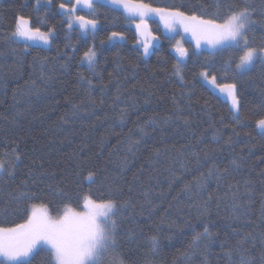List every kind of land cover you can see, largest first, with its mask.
<instances>
[{
  "label": "trees",
  "instance_id": "1",
  "mask_svg": "<svg viewBox=\"0 0 264 264\" xmlns=\"http://www.w3.org/2000/svg\"><path fill=\"white\" fill-rule=\"evenodd\" d=\"M35 2L0 0V160L14 159V148L21 157L10 175L0 174V226L23 222L29 203L57 205L70 197L75 206L77 195L89 188L96 197L111 188L118 203L129 202L116 216L125 264H239L241 255L264 264V133L255 127L264 116V62L257 59L234 77L235 64L231 69L225 65L227 51L196 50L184 38L192 54L181 68V80L173 72L172 50L181 38L164 32L158 18L149 24L161 39L144 56L122 9L98 5L94 17L79 11L77 15L98 21L95 34L85 35L78 26L69 30L60 14V3H72ZM144 2L211 14L217 2L223 11L239 0ZM247 2L256 21L248 40L254 47L264 46V0ZM18 13L42 31L53 28L51 46L37 41L38 47L25 49L13 43ZM113 31L124 32L126 40L107 43ZM88 47L97 52L94 70L81 63ZM202 70L216 75L218 83L237 84L241 121L233 119L226 98L199 76ZM141 137L130 152V141ZM89 171L95 173L91 185L83 180ZM21 192L35 193V200L18 199ZM204 201L213 238L186 259L181 253L189 251L192 232L177 226L191 220L202 231L197 216ZM234 202L240 205L235 211ZM153 235L160 240L155 251L147 240ZM244 238L237 250V241ZM230 249L231 259L226 254Z\"/></svg>",
  "mask_w": 264,
  "mask_h": 264
},
{
  "label": "snow or ice",
  "instance_id": "2",
  "mask_svg": "<svg viewBox=\"0 0 264 264\" xmlns=\"http://www.w3.org/2000/svg\"><path fill=\"white\" fill-rule=\"evenodd\" d=\"M36 2L40 4L41 0H36ZM44 2L51 5L52 0H44ZM68 3H71V0H68ZM98 5H107L117 11L123 10L125 20L135 27V44L138 49L142 48L144 56H149L151 49L161 39V36L154 34L149 24V21L155 22L158 18L165 32L171 34L173 39L181 31L190 36L196 50L207 49L210 54L227 51L229 57L225 65L226 68L231 69V65L235 64V68L232 69L234 77L247 72L257 59L264 62V46H252L247 37V32L256 23L252 19L254 9L247 0L227 3L223 11H221L220 3L217 2V10L211 14L203 11L186 12L182 5L154 6L144 0H75L71 7L66 3H60L58 8L60 14L67 18L69 30L78 26L81 33L94 35L98 21L95 18L77 15V13L87 10L89 16L94 17ZM53 35V28L42 31L41 27L33 26L30 17L18 13L14 17L10 40L13 43H22L24 48L28 49L33 46L38 47L37 41L51 46L50 41ZM182 39L183 37L176 39L172 46L176 56L173 72L181 80H183L181 68L185 66L186 58L192 54L184 46ZM125 40L124 32L113 31L106 42L116 43ZM103 43L105 41H102ZM80 59L81 63H86L89 69L94 70L97 60L95 48L88 47ZM199 76L226 98L231 105L233 119L241 121V100L237 84L235 82L218 83L216 75H210L207 70L200 71ZM80 78L85 79L83 76ZM87 83L91 88L92 81L88 80ZM73 107L75 108V105ZM121 120H123V112ZM151 122L155 123V121ZM255 127L264 133V116L255 120ZM140 131L143 132V129ZM141 142L142 137L130 141L128 150L131 152ZM12 152L15 154L14 159L7 163L0 160V174L7 172L10 175L17 162L20 161L19 149L14 148ZM233 164L239 167L235 160ZM208 176H213L212 169L209 170ZM220 178L216 176L217 180ZM83 180L90 185L95 183V173L89 171ZM200 186L203 187V185ZM185 190H190V186L186 185ZM246 191L249 190L246 189ZM63 195L67 197V193ZM17 198L34 201L35 193L29 196L27 192H21ZM211 198L209 196V200ZM237 199L238 195L234 193L233 200ZM128 206V201L117 202L111 188L107 193L101 191L99 197L94 196L89 188L87 192L77 195L75 206L70 197L57 205L43 201L29 203L23 209L26 215L23 222L8 227L0 226V264H105L106 260L108 264H125L118 244L119 224L116 216ZM198 207L200 211L197 221L202 224V231H197L198 225L191 220L177 226L181 232L185 229L192 232L188 245L189 251L181 253L186 259L195 254L194 250L200 246L202 241L211 243L213 238L209 222L206 220L208 201H204V204ZM232 207L235 211L240 208V205L234 202ZM234 218L238 219V217ZM260 218L264 220V201H262ZM245 239L237 241V250L243 247ZM262 239H264V234H262ZM147 240L153 251L159 248L158 236L147 237ZM226 254L231 259L232 250H228ZM239 264H252V261L241 255Z\"/></svg>",
  "mask_w": 264,
  "mask_h": 264
},
{
  "label": "rangeland",
  "instance_id": "3",
  "mask_svg": "<svg viewBox=\"0 0 264 264\" xmlns=\"http://www.w3.org/2000/svg\"><path fill=\"white\" fill-rule=\"evenodd\" d=\"M68 1V0H67ZM36 4H37V2H35ZM71 3L72 4H74L75 3V0H71ZM41 4V3H40ZM159 23V22H158ZM129 25L130 26H132L134 29H135V27H134V25H132V24H130L129 23ZM159 25H160V23H159ZM161 27H163V25L161 24L160 25ZM163 30H164V28H163ZM164 32H165V30H164ZM179 36H180V38H182L183 37V39L185 38V39H187V40H190L191 41V38L190 37H188V36H186L182 31L180 32V34H179ZM194 44V43H193ZM204 50H207V49H204ZM207 51H209V50H207ZM203 79V78H202ZM204 81V80H203ZM206 84H207V82L206 81H204ZM207 85H209V84H207ZM211 88H212V86L211 85H209ZM213 89V88H212ZM213 91L214 92H216V93H218L219 94V92H218V90H216V89H213ZM219 95H221V94H219ZM223 98V97H222ZM224 99V98H223ZM226 100V99H225ZM227 101V100H226ZM227 103H228V105H229V108H230V110H231V105H230V103L227 101ZM258 130V129H257ZM258 131H260V130H258ZM261 132V131H260Z\"/></svg>",
  "mask_w": 264,
  "mask_h": 264
}]
</instances>
